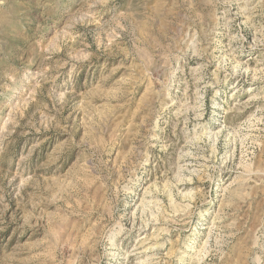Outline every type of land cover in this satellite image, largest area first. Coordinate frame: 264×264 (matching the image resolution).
<instances>
[{
  "label": "rangeland",
  "instance_id": "374dc122",
  "mask_svg": "<svg viewBox=\"0 0 264 264\" xmlns=\"http://www.w3.org/2000/svg\"><path fill=\"white\" fill-rule=\"evenodd\" d=\"M0 264H264V0H0Z\"/></svg>",
  "mask_w": 264,
  "mask_h": 264
},
{
  "label": "bare ground",
  "instance_id": "6f19581e",
  "mask_svg": "<svg viewBox=\"0 0 264 264\" xmlns=\"http://www.w3.org/2000/svg\"><path fill=\"white\" fill-rule=\"evenodd\" d=\"M149 250V249H148Z\"/></svg>",
  "mask_w": 264,
  "mask_h": 264
}]
</instances>
